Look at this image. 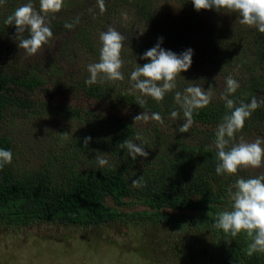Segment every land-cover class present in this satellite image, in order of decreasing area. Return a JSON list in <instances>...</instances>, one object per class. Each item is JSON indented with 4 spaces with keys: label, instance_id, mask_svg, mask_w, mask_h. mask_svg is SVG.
Segmentation results:
<instances>
[{
    "label": "trees",
    "instance_id": "16d2710c",
    "mask_svg": "<svg viewBox=\"0 0 264 264\" xmlns=\"http://www.w3.org/2000/svg\"><path fill=\"white\" fill-rule=\"evenodd\" d=\"M19 1L8 3L0 15L3 48L18 44L15 26L4 21L29 2ZM175 2L183 18L167 31L155 18L153 0H104L105 11L97 0H63L59 12L41 13L53 31L51 39L58 40L57 47L14 74L0 72V149L13 154L11 164L0 168V227L149 223L164 226L178 237L193 232L197 242L188 245L194 252L186 255L193 264H264V253L247 255L251 239L243 231L231 237L213 227L216 214L223 206L228 208L226 197L236 174L215 172V132L228 113L221 99L225 77L231 75L239 82L229 97L237 105L250 102L253 96L264 100V33L241 24L239 14L227 9L196 11L191 0ZM73 3L75 13L70 15ZM33 8L40 11L39 0ZM207 16H216L217 21ZM133 20L149 26V33L132 39L128 34ZM109 27L125 37L121 49L124 79L86 85L87 66L99 60L100 33ZM159 37H163L160 46L174 53L191 48L190 67L211 68L221 78L212 89L211 102L194 111V122L186 133L178 131L185 118L175 100V93H182L184 72L177 75L176 88L162 101L143 97V106L137 104L141 94L130 81L136 64L148 62L140 57ZM52 109L71 122V130L56 131L41 161L27 170L17 160L8 126L27 112ZM172 111L179 115L172 118ZM141 112L149 117L159 113L164 122L134 121ZM61 133L68 138L63 139ZM137 135L141 140H136ZM256 135L264 136V104L245 120L233 142ZM85 137H91L87 147L83 146ZM124 140L143 143L148 157L131 159L120 147ZM98 156L111 167H100ZM139 177L144 186L133 187L132 181ZM108 201L116 206L138 203L145 210L119 213L106 205ZM187 211L209 214L188 215ZM181 246L172 247L178 250Z\"/></svg>",
    "mask_w": 264,
    "mask_h": 264
},
{
    "label": "clouds",
    "instance_id": "9594fccd",
    "mask_svg": "<svg viewBox=\"0 0 264 264\" xmlns=\"http://www.w3.org/2000/svg\"><path fill=\"white\" fill-rule=\"evenodd\" d=\"M5 0H0L3 4ZM101 11H105L104 0H97ZM196 11L227 9L238 13L240 23L255 27L260 33H264V0H191ZM40 11L33 8L32 3L23 4L14 10L4 21L6 25L15 26V38L18 48L23 49L27 55H34L37 51L48 44L53 37L50 25L45 23V15L57 13L61 10L63 0H39ZM28 35L25 36L24 33ZM101 47L99 60L87 66L89 77L85 80L86 85L107 81H122L124 75L121 72L124 61L121 59V49L125 37L113 27L102 31L99 36ZM163 37H159L152 48L146 50L140 59L148 62L143 66L136 64L130 74V81L134 82L132 87L141 94L136 98L138 105L143 106L146 101L143 97H151L155 101H162L166 93L176 88V77L181 72L187 71L192 64L193 50L191 48L177 54L166 50L160 45ZM226 88L221 96L228 109L222 122L215 132V148L217 164L215 172L221 174H235L240 167L260 168L264 164V147L262 141L256 139L254 142L241 140L234 141L235 134L242 130L245 120L264 104V100L258 101L253 96L250 102L241 101L238 105L229 97L240 87L239 82L231 75L225 77ZM212 98L211 91H205L202 87L192 85L184 90V93L176 92L175 100L183 110L185 123L179 128L180 133H186L193 124V113L195 110L206 107ZM171 117L176 118L179 113L171 112ZM149 119L163 124V118L159 113H152L149 117L146 113H140L134 117L136 120ZM63 139H67V133H61ZM91 137H85L83 146L87 147ZM136 140H141L139 135ZM121 148L127 150L131 159L137 157L147 158L149 153L145 151L143 143L137 144L132 140H124ZM13 154L10 150L0 149V168L11 164ZM97 163L100 167L109 165L107 159L98 156ZM133 187H143V178L139 177L132 181ZM234 189V190H233ZM231 210H224L216 214L213 225L231 237L237 236L243 231L251 243L247 247V255L264 253V175L253 178H238L229 189ZM226 242H231L227 240Z\"/></svg>",
    "mask_w": 264,
    "mask_h": 264
},
{
    "label": "rangeland",
    "instance_id": "374dc122",
    "mask_svg": "<svg viewBox=\"0 0 264 264\" xmlns=\"http://www.w3.org/2000/svg\"><path fill=\"white\" fill-rule=\"evenodd\" d=\"M154 15L161 22L162 30L167 31L182 18L180 7L175 0H153ZM14 0H5L0 4V15L5 13L8 3L14 5ZM20 4V1L17 0ZM37 3L32 1L34 6ZM73 3L69 14L75 13ZM36 10V9H35ZM212 22L216 16H207ZM160 26V25H159ZM159 26L157 28H159ZM118 29L122 30L120 27ZM131 38L149 33V26L134 20L129 25ZM57 39H51L42 46L36 54L27 55L18 44L6 45L3 48L0 36V72L14 74L27 63L46 57L57 47ZM182 94L192 85L200 86L205 91L218 87L221 78L211 68L192 65L182 74ZM36 99V96H35ZM71 122L62 117L56 109L50 111L38 110L18 116L8 126L14 140L17 160L25 169H32L41 161L51 137L58 130H71ZM262 141L264 136H253L245 142ZM264 175V164L260 168L240 167L232 179L231 185L238 178H253ZM235 184V183H234ZM231 185L229 188H231ZM228 208L231 210L230 197H226ZM116 212L129 213L145 210L138 203L116 206L106 203ZM220 209V205H217ZM188 215H208L207 211H187ZM164 226L154 224L133 225L125 222L105 223L90 227L62 225L53 223L34 224L29 228L0 227V264H193L186 255L194 252L189 245L197 242L193 232L182 236L170 234ZM181 247L175 250L172 246Z\"/></svg>",
    "mask_w": 264,
    "mask_h": 264
}]
</instances>
